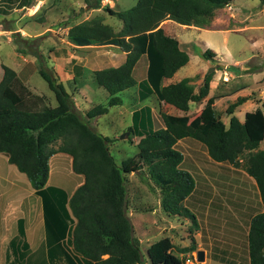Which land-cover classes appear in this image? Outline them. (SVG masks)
Segmentation results:
<instances>
[{"label":"trees","instance_id":"obj_1","mask_svg":"<svg viewBox=\"0 0 264 264\" xmlns=\"http://www.w3.org/2000/svg\"><path fill=\"white\" fill-rule=\"evenodd\" d=\"M93 7L102 6L101 0H84ZM231 0H136L122 10L104 5L107 12L122 21L120 29L103 21L102 17L72 24L67 32L68 40L76 44L112 43L125 50V60L117 66L95 69V82L110 94L108 104H118L117 95L124 88L136 84L132 74L139 56L146 52L148 57L146 79L138 82L140 97L155 92L159 99L178 108L187 110L190 100H200L208 92L212 71H206L195 91L189 77L161 85L163 76L172 75L189 56L179 47L178 40L167 34L160 22L171 18L184 24L205 26L209 24L216 8ZM264 1V0H261ZM34 0H22L20 5L29 6ZM25 51L23 48H19ZM205 57L213 52L206 49ZM0 79V151L8 160L24 172L35 191L45 194L49 173V158L57 152L72 156V169L81 173L84 180L71 193L69 208L75 217L69 230L73 249L87 258L89 264H141L146 263L141 252L140 241L133 233L132 222L127 215L128 194L126 174L142 170L145 166L160 184L161 206L169 214L189 216L192 224L196 217L184 204L185 197L194 188L193 175L180 167L183 154L175 147L176 141L184 136L200 140L216 161L229 162L242 168L254 178L263 210L250 218L247 242L249 264H264V148H259L264 138V111L258 107L246 111L244 121L231 115L228 126L218 116L213 96L193 118L161 112L163 127H140L144 121L150 123L151 115L143 122L127 127L128 139L139 135L138 150L118 164L110 152L108 143L112 138L97 131L89 124V118L106 112L107 105L97 103L86 110L84 118L73 107L70 93L56 76L44 68L40 75L48 83L56 99L55 105L41 109L25 106V95L14 87L17 72L2 63ZM245 96H238L226 107L230 113ZM264 106V104H263ZM145 111V109L143 110ZM134 115V113H133ZM60 140L54 146L56 140ZM243 156V157H242ZM54 191L60 188L50 186ZM46 227L56 226L50 222L56 214L44 213ZM64 226V222L61 224ZM174 243L168 235L153 240L146 248L150 264H182V257L175 254ZM195 247L191 243L183 251ZM103 254L107 256L103 257Z\"/></svg>","mask_w":264,"mask_h":264},{"label":"crops","instance_id":"obj_2","mask_svg":"<svg viewBox=\"0 0 264 264\" xmlns=\"http://www.w3.org/2000/svg\"><path fill=\"white\" fill-rule=\"evenodd\" d=\"M38 1L40 2L38 6V2L35 4H33L34 2L32 3V7L37 6L35 10H39L41 4L44 3V1ZM244 2L245 1L243 0H231L224 6L216 8L209 24L205 26L181 23L182 27L179 28L173 23L172 20L174 19L166 18L162 20L159 25L162 26L167 34L174 36L178 40L179 47L187 52L189 59L172 75L163 76L160 84L166 85L176 82L183 77H189L190 79L188 83L191 84L196 91L198 89L197 85L202 82L203 76L206 73L204 72L199 74V71H201L202 68H204V70L209 69L208 65H213L215 62H211L213 57L220 58L217 52L215 50H211L210 48L196 50V45L190 44L191 41L189 40L188 35H186L187 32L185 29L187 27L193 28L197 31L202 29L204 31H208L210 29L215 31L219 29V27L224 26L227 27L225 29H231L242 34H244L247 30L252 29L256 31V34L252 35L251 41L249 42L251 56L258 54L264 55V1L256 0L255 6L251 7L246 6ZM107 3L114 10L125 9H117V2H114L113 0H108ZM90 7L97 10V12L101 10V6ZM84 8L86 9V4H83V11ZM226 9H228L229 12L223 14V16L220 15L222 14L221 11H225ZM83 11L79 12L83 14ZM79 15L80 14H78V17L81 16ZM94 16L102 17L103 21L111 24L115 31L120 29L122 26L120 18H118L120 22L112 23L109 21L111 16H116L115 14L105 12L103 15L99 14ZM85 18L90 19L87 17ZM83 20L85 19L78 20L77 22ZM71 25H69V27ZM205 36L207 37L205 34H199V37ZM203 41L202 43L207 44L205 39ZM67 43L69 44V49H67ZM67 43L64 47H60L59 49L60 56L63 55L62 57L64 58L69 57V63L67 65L65 64V73H67L69 77H66L64 82L67 81V83L72 86V89L74 90L79 88L80 91L84 93L85 99L91 101L89 94H86L83 90L92 91L91 89H93L94 85L97 84L94 80L93 71L95 69L121 64L125 60L126 52L118 45L112 43L76 44L70 40H68ZM193 49H195L196 53H200L205 58V62L199 70L191 74H187V71L180 72L181 67L190 61L191 54L194 52ZM206 49H210L213 52L211 57H205L202 54V52ZM206 59H208L209 62L206 61ZM147 65L148 57L146 52H144L136 60L132 69V74L136 79V84L118 92L117 95L121 98V102L118 104L107 103L110 94L106 91L107 95L102 104L107 105V110L106 112L93 117L96 122H98L93 125V127L102 134L112 138V141L108 143L110 150L111 145L116 144V142L119 141V139H115L118 137L117 135L124 130L125 126L128 127L132 123H135L136 119L141 123L143 122V117H147V115L150 114L151 119L154 122L153 129L164 126V122L161 117L162 111L175 115L186 114L189 115V118L191 119L199 113L206 103L207 98L210 96H213L214 98L213 105L215 110L219 98H224L223 102L228 105L230 102L236 100L238 96H245V99L236 105L230 113L226 112L227 105L225 107V113H223L224 115L219 114L216 110L218 116L226 126L229 124L231 115H235L240 121H244L246 111H252L258 107L262 108L264 111V99H261L264 98V91L262 90L264 87V77L263 80H259V77L264 74V70H262L264 68H258L260 70L257 69L251 72L245 71V69L248 68L247 64L245 66L233 64L232 66L235 68L234 72L230 70L229 72L227 69H224V72L217 73L218 71L215 70L211 74L207 94L200 100H190L188 109L183 110L159 99L155 92H152L147 96L140 97L138 82L146 79ZM237 67H239V69ZM136 72L137 74L135 76ZM224 73L225 75L229 74L228 79H224ZM251 73L254 75L252 76V83L249 82V79L241 78L242 75ZM2 75L3 68L0 63V79ZM194 76L198 77L197 80L194 79ZM241 79L245 81H242ZM253 83L255 85H253ZM217 86H219V89L216 91ZM257 89L259 90L257 91ZM253 92H258V94H261L262 97L260 95L253 96ZM93 105L88 102L87 105L84 104V107L87 110ZM164 105L168 106L169 109L165 110ZM144 109L145 111H143ZM190 112L196 113L191 116ZM101 121H104L105 124H101ZM139 137V135L131 136L132 142L135 146H137L136 143ZM263 139L259 143V148H264V146L260 147ZM175 147L183 154L180 167L188 170L193 175L195 180L194 188L191 193L185 197L184 204L194 213L197 226L190 227L191 229H189V231L183 230V233H178L177 227L173 226H177V223L174 224V219H176V216L179 215L172 214L173 216L170 217L171 219L169 222L171 225L167 228H170V230L168 232H162L160 235H168L174 245L177 244V247H173L178 250L181 249L180 251L183 254L193 255L196 253V250L201 249L204 253V258L201 261L197 260L198 264H249L250 258L247 234L250 218L253 214L263 210V204L261 202L254 178L241 168V165L235 166L229 162L216 161L212 159L209 156L204 144L194 137L184 136L179 138L175 143ZM184 149L187 150L186 153L183 152ZM122 159L123 158H120L119 163ZM52 161L54 162L51 166ZM63 162L68 163L70 166V173H68V175L72 176L73 180L67 181L65 178L54 180L52 178L53 174L59 171L54 168H58L59 164ZM239 169L244 170L247 177L252 180L251 182L254 183L253 186L256 187L255 194H257L259 198L256 199L254 196V198L249 196L243 200V196H248V194H246L244 187L240 189L239 186H235L234 183L235 181H241V179L233 176L229 178L228 175L240 174L241 172L238 171ZM208 170L223 172L226 176V181H222L218 177L212 178L208 174ZM26 178L28 179L27 175L20 171L14 163L10 162L4 152L0 151V264H89L87 258L73 249L69 236V230L74 224L75 217L69 208L68 199L74 189L84 180L83 174L75 172L72 169V156L63 151H57L50 156L49 174L45 184L46 186L51 185L60 188L55 191L57 194L54 196L57 198L56 200L59 201L58 203H60L59 205L62 209L68 212L70 218L73 220L72 222H69V218L66 219L61 213L54 211L52 214L56 215L51 219L56 220L55 222H57V225H52L47 228L43 212L39 215L40 211L36 212L32 209L34 206H23L21 204L20 207L22 209L26 208L24 209L25 211H13L15 208L14 204H18V201L22 203L29 195H35V188L28 187ZM21 182L24 184V188L21 196H16L19 193L18 191L21 190L19 185ZM219 185L222 186V188ZM223 187L229 188L227 194L225 193ZM49 188L53 193V188ZM235 189L240 190L241 194L239 196L235 195ZM26 190L29 194L25 193ZM63 192L68 194V198L65 202H62L64 199ZM251 194L253 193H250V195ZM49 197L50 196H48L47 199ZM16 208H18V206H16ZM168 214L169 213L167 212V215L165 214V216H168ZM13 219H15V221ZM12 220L14 223H12ZM187 221L188 220L185 219V217L183 219L179 218L178 224L180 231L184 228L183 223ZM62 222H64V226L61 225ZM161 223L166 224L168 221L165 220L158 222L161 227L157 224L156 229L163 228ZM192 237L194 239L195 247L191 250L183 251L182 249L184 246L190 245ZM102 256L105 257L107 254H103Z\"/></svg>","mask_w":264,"mask_h":264},{"label":"rangeland","instance_id":"obj_3","mask_svg":"<svg viewBox=\"0 0 264 264\" xmlns=\"http://www.w3.org/2000/svg\"><path fill=\"white\" fill-rule=\"evenodd\" d=\"M22 0H0V63H5L11 67H13L16 72V78L13 80L14 87L17 88L25 95V106L31 109H41L46 105H55L56 99L54 97L53 91L48 87V83L46 80L40 75L39 68H44L47 71L52 72L57 81H61L66 89L69 91L70 96L73 100V107L76 111H78L84 118H86L85 112L86 108L84 104H96L102 103L107 95V90L97 84L94 85L92 91H86V94H89L91 99H85L84 93L80 91L79 88L72 89L67 81L64 82L66 77H69L67 73H65V64L69 63V57L64 58L59 55L60 47H64L68 41L67 31L69 25L77 22L81 19L90 18L94 15H103L106 11L104 5H109L107 3L108 0H102L101 10L97 12V10L92 9L89 5L86 4L84 0H40L44 1L41 4L40 9L35 10L36 7L40 4L38 0H35L33 4L38 2L37 6L32 7L33 4L29 6H21ZM105 1V2H103ZM117 2L116 8L122 9L129 7L134 4L136 0H113ZM245 1V5L248 7L255 6L256 0H243ZM259 1V0H257ZM42 3V2H41ZM83 4H86V9H83ZM255 10V9H253ZM79 11H83L82 14ZM222 15L229 12L228 9L225 11H221ZM78 14H80L78 17ZM107 19V17H106ZM109 21L120 22L117 16H111ZM108 21V22H109ZM175 25L179 28L182 27L181 23H178L172 20ZM232 21V20H231ZM227 27H219L217 30H195L193 28L187 27L185 31L187 32L190 44L196 45V50H203L204 48H210L211 50H215L220 58L213 57L211 62L215 61L212 64L208 65L209 67H213L210 71L214 72L217 70V73L224 72V69L227 71H233V64L238 66L248 65V68L245 71H255L258 68H264V55H254L251 56V52L249 49V42L251 41L252 35L256 34V31L249 29L244 34L240 32H236L231 29H225ZM183 30V29H182ZM199 34H205L207 37H199ZM205 39V43L202 41ZM204 42V41H203ZM68 44V43H67ZM19 48L25 49V51L19 50ZM69 49V44L67 46ZM191 54L190 61L181 67L180 72L187 71V74H191L202 67V64L205 62V58L200 54L196 53L195 49ZM225 60V61H224ZM206 61L209 62L208 59ZM227 61V62H226ZM229 62V63H228ZM226 63V65H225ZM232 63V64H230ZM91 65V62H90ZM239 69V67H237ZM237 69V70H238ZM258 69V70H260ZM264 70V69H262ZM208 71V69L202 68L200 73H204ZM229 71V72H230ZM239 71V70H238ZM264 73V72H263ZM137 72L135 73L136 76ZM229 74L224 73V79H228ZM86 76V75H85ZM199 76V75H196ZM194 76V79L197 80L198 77ZM253 73L242 75L241 78L249 79V82L252 83ZM264 74L259 77V80H263ZM242 80V79H241ZM201 81V80H200ZM238 81V80H237ZM245 81V80H242ZM201 83V82H200ZM199 83V84H200ZM197 85V88L199 87ZM239 85V84H238ZM253 85H255L253 83ZM219 89V86L216 87V91ZM259 89H257L258 91ZM264 91V87L262 88ZM253 96H261L258 92L252 94ZM36 99V100H34ZM264 99V98H261ZM224 98H219L217 102L216 110L219 114L225 113V107L227 104L223 102ZM88 101V102H87ZM223 102V103H222ZM85 108V109H84ZM164 109L168 110L169 107L164 105ZM220 109V110H219ZM196 112H190V115H194ZM224 115V114H223ZM221 116V115H220ZM89 124L91 126L97 124L95 118H89ZM150 123L144 121L142 125H139L143 128H148L149 125L154 126V122L151 120ZM101 124H105L104 121L100 122ZM127 130V126L124 127V130L120 132L115 139H119L116 144L111 145L110 152L115 156L118 164L120 158H124L127 156L133 155L137 151V146H135L128 139L130 133H126L123 137H120V134ZM60 143V140H56L54 146H57ZM264 146V139L260 144V147ZM187 150H183L186 153ZM243 157V156H242ZM54 161L51 162V166ZM69 165L66 162L59 164L58 168H54L55 170H59L53 174V179H62L70 181L73 180L72 176H69L70 173ZM242 168V166H241ZM240 174H228L229 178L237 177L241 179V181H235V186H239L241 189L244 187L246 194L248 196H243L245 200L249 196H254L256 199L259 198L256 193V187H254V183H252L247 174H245L244 170L239 169ZM49 174V173H48ZM208 174L214 178L218 177L222 181H226L225 174L223 172H214L213 170H208ZM27 185L29 188L30 185L29 180L26 178ZM126 187L128 194V203H127V215L129 216L132 225H133V233L140 241L141 252L143 254V258L145 259V264H150L147 259V246L155 239L159 238L162 232H168L170 230L167 229L171 223L170 217L172 214H168L163 210L161 206V197L162 190L160 184L155 180V178L149 173L147 168H144L139 171H132L126 174ZM21 190L16 196H21L22 190L24 188V184L19 183ZM51 185H45V194L40 195L35 191V195H29L27 199H25L22 203L18 201V204H14L15 208L13 211H25L20 206L32 205L34 206L32 209L34 211H40L39 215L48 212L57 211L64 215L66 219L69 218V222L73 220L70 218L68 212L63 210L62 207L56 200L57 198L54 196L57 194L55 191L52 193L50 190ZM220 186V185H219ZM27 187V188H28ZM222 188V186H220ZM225 193H228L229 188L223 187ZM26 194L29 192L26 190ZM64 193V199L62 202L68 198V194ZM250 193H253L250 195ZM241 194L239 189H235V195L239 196ZM50 196L48 199L47 197ZM253 197V198H254ZM42 199V201H41ZM5 206V204H4ZM18 206V208H16ZM15 212V214H16ZM170 215V216H169ZM45 216V215H44ZM175 216V215H174ZM187 219L190 222L183 223L184 228H179V218ZM15 221V219H13ZM12 220V221H13ZM168 221L166 224H162L161 228L156 229V225L160 221ZM14 221L12 223H14ZM56 220L51 219L50 222L54 223ZM177 223V232L183 233V230L189 231L190 227H196L197 225L192 224V220L189 216H176L174 219V224ZM73 224V223H71ZM70 224V225H71ZM159 225V224H158ZM160 226V225H159ZM158 226V227H159ZM161 227V226H160ZM175 238V237H174ZM179 243V242H178ZM177 247V244L174 245ZM195 255V254H194Z\"/></svg>","mask_w":264,"mask_h":264},{"label":"built area","instance_id":"obj_4","mask_svg":"<svg viewBox=\"0 0 264 264\" xmlns=\"http://www.w3.org/2000/svg\"><path fill=\"white\" fill-rule=\"evenodd\" d=\"M173 252L182 257V264H198L196 254H183L177 250H173Z\"/></svg>","mask_w":264,"mask_h":264},{"label":"water","instance_id":"obj_5","mask_svg":"<svg viewBox=\"0 0 264 264\" xmlns=\"http://www.w3.org/2000/svg\"><path fill=\"white\" fill-rule=\"evenodd\" d=\"M212 68H213L212 66L209 67L208 71H210ZM126 133H129V131H124L123 133L120 134V137H123ZM195 254H196V259L198 261L203 260L204 253H203V251L201 249L196 250V253ZM141 264H145V263H141Z\"/></svg>","mask_w":264,"mask_h":264}]
</instances>
